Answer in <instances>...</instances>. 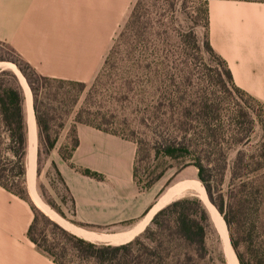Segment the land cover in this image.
I'll return each mask as SVG.
<instances>
[{"label":"rangeland","instance_id":"374dc122","mask_svg":"<svg viewBox=\"0 0 264 264\" xmlns=\"http://www.w3.org/2000/svg\"><path fill=\"white\" fill-rule=\"evenodd\" d=\"M205 9L202 0H136L129 17L115 32L95 77L64 85L57 100H44L48 105L43 110L44 119L57 143L48 151L37 130L35 186L42 202L58 216L64 218L61 211L67 219H74L71 196L58 174L57 161L71 153V131L81 110L83 120L102 124L136 143L135 181L139 187L160 181L165 192L179 179L181 167L192 166L187 156L170 158L164 149L170 141L188 144L187 132L195 118L205 125L212 163L228 162L219 188H229L230 167L237 157L242 163H264V103L237 92L226 82L224 66L204 44ZM13 59L9 49L0 45V60ZM66 127L67 136L63 132ZM255 178L258 181L248 185L232 216L233 236L244 252L247 238L254 251L264 249V167ZM235 182L238 191L243 190L241 182ZM192 194L198 196L192 189L183 195ZM31 203L41 213L36 230L39 240L43 231L49 244L66 241L67 237L44 218L65 228ZM66 259H74L71 252ZM67 260L66 264H73Z\"/></svg>","mask_w":264,"mask_h":264},{"label":"crops","instance_id":"0c3cea01","mask_svg":"<svg viewBox=\"0 0 264 264\" xmlns=\"http://www.w3.org/2000/svg\"><path fill=\"white\" fill-rule=\"evenodd\" d=\"M135 2L0 0V43L9 45L43 76L85 83L99 71L115 32ZM208 19L209 43L226 63L234 84L264 103V2L209 0ZM19 80L26 104L25 86ZM64 131L67 136L69 127ZM76 133L79 145L72 159L57 161L75 202V220L117 229L78 227L97 237L90 242L127 243L142 234L163 207L157 206L166 191L161 193L160 181L147 189L137 185V145L132 140L81 123L76 124ZM71 164L98 172L103 179L83 175ZM177 177L174 184L195 180L197 169L185 167ZM27 191L32 201L28 185ZM33 219L31 203L0 186V264H56L29 239ZM110 236L122 240L112 242Z\"/></svg>","mask_w":264,"mask_h":264},{"label":"trees","instance_id":"16d2710c","mask_svg":"<svg viewBox=\"0 0 264 264\" xmlns=\"http://www.w3.org/2000/svg\"><path fill=\"white\" fill-rule=\"evenodd\" d=\"M202 1L206 6L205 22L208 28L209 0ZM243 1L264 2V0ZM132 16H134V12ZM204 44L207 50L224 66L226 82L233 86L237 92L246 94L234 84L231 72L227 68L226 63L214 52L209 43L208 35ZM0 45L8 48L15 57V59L7 61L17 66L31 90L38 137L40 140L43 139L45 141L47 150L52 151L56 146L57 138L52 137L48 123L44 119L45 113L43 110L48 106L45 105L44 100H57L62 94L61 91L64 85L81 82L43 76L23 60L9 45L5 43H0ZM83 112V110L79 111L75 119V124L71 131V153L68 156L63 155L65 161L72 159L73 152L79 145L76 124L81 123L112 133L103 127L102 124L83 120ZM27 123L25 95L20 80L13 70L8 68L0 69V186L31 203L26 179L29 139ZM190 126L192 127L187 132L190 136V142L185 144L170 141L165 144L164 155L174 159L186 156L190 158L188 164L197 169L198 180L205 188L209 200L226 222L231 243L239 263L264 264V249L260 250V252L254 251L252 241L249 238L245 240L247 243H245L247 247L245 252L240 249L241 245L239 246L233 236L235 223L232 219V216L236 214L235 209L238 200L240 201L242 196H246L245 190L248 185L258 181L255 177L261 168L264 167V163H242V159L237 157L230 167L231 184L224 191L219 188V185L225 179L228 171V162L212 163L210 160L207 143H205L206 129L203 121L195 118ZM217 150H220L217 153L224 154L222 149ZM71 166L83 175L98 180L103 179V176L98 172L88 168L76 167L73 164ZM183 168L185 167L183 166L179 170ZM58 174L66 186L59 171ZM134 176L136 178V168H134ZM218 177L219 181L217 180ZM235 181L241 182L239 187L243 185V190L238 191V184L236 185ZM153 184L154 182H150L145 187L140 188L147 189ZM16 188L19 190L18 192L14 190ZM66 189L68 190L67 186ZM71 203L74 219H67L64 213L58 211L69 222L92 231H110L112 228L77 222L75 220L76 207L72 196ZM31 206L34 212V219L29 228L28 237L40 250L48 254L56 264H66L65 260H67L66 257L70 252L74 259L67 261L73 264H227L221 238L210 212L204 202L193 194L182 196L168 203L153 216L150 224L142 234L120 245L90 242L75 234L68 233L47 217L44 219L64 234L67 240L49 244L48 237L43 231L39 233L41 235L39 240L36 230L41 213L32 203ZM55 250H61V252L56 253Z\"/></svg>","mask_w":264,"mask_h":264},{"label":"bare ground","instance_id":"6f19581e","mask_svg":"<svg viewBox=\"0 0 264 264\" xmlns=\"http://www.w3.org/2000/svg\"><path fill=\"white\" fill-rule=\"evenodd\" d=\"M12 69L13 72L17 73L21 79V81L24 83L25 86V91L27 95V101H26V113H27V125H28V131H29V148H28V157H29V162L27 163V185L30 188V192L32 195V201L33 203L43 212H45L47 215L50 217L56 219L65 229L68 231L72 232L73 234L82 237L87 240H95L97 237L91 233V231H87L85 229H82L71 222H68L64 220V218H61L58 216L53 210H51L42 200L39 198L38 194L36 193V157H37V125H36V120H35V113L33 109V98L31 95V90L30 88L27 87L25 83V78L19 71V69L11 62H1L0 61V69ZM16 74V75H17ZM17 75V76H18ZM18 77V78H19ZM194 190L197 192L198 197L204 202L206 205L208 211L210 212V215L213 217V219H220V222L222 224V218L221 214L218 212L217 208L211 203L209 200V197L205 191V188L203 185L200 183L198 180H189V181H184L181 183H176L173 186L169 187L167 191L164 193L162 198L159 201V204L157 207L161 206H166L168 203L173 201L175 198L182 196L186 191L188 190ZM162 207V208H163ZM159 211V210H158ZM157 211V212H158ZM101 238V237H100ZM99 238V239H100ZM112 242H117L122 240V238H116L111 237ZM225 241H226V247H225V254L227 258L232 256L235 260V263L237 264V259L235 254L233 253V249L231 248L230 241L228 234L225 235ZM228 258V259H229Z\"/></svg>","mask_w":264,"mask_h":264},{"label":"water","instance_id":"95a60500","mask_svg":"<svg viewBox=\"0 0 264 264\" xmlns=\"http://www.w3.org/2000/svg\"><path fill=\"white\" fill-rule=\"evenodd\" d=\"M2 62H8V61H2ZM12 63V62H11ZM14 64V63H13ZM15 65V64H14ZM16 66V65H15ZM17 67V66H16ZM28 148H29V142H28ZM29 162V157H28V153H27V163ZM26 175H27V171H26ZM212 217V216H211ZM221 218H222V221H223V223L224 224H222L221 222H220V219H213V217H212V220H213V222H214V224H215V226H216V228H217V230H218V233H219V235H220V238H221V242H222V246H223V250H224V253H225V245H226V241H225V235L226 234H228V237H229V241H230V245H231V248L233 249V246H232V243H231V240H230V235H229V231H228V227H227V225H226V222L224 221V219H223V217L221 216ZM233 253L235 254V256H236V253H235V251H234V249H233ZM225 257H226V260H227V264H236L235 263V260H234V258L232 257V256H230V258L228 259L227 258V256H226V254H225ZM236 259H237V264H240L239 263V260H238V258H237V256H236Z\"/></svg>","mask_w":264,"mask_h":264}]
</instances>
